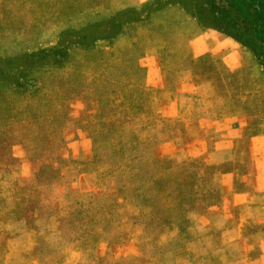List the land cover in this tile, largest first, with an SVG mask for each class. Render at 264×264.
Returning <instances> with one entry per match:
<instances>
[{
	"label": "rangeland",
	"instance_id": "1",
	"mask_svg": "<svg viewBox=\"0 0 264 264\" xmlns=\"http://www.w3.org/2000/svg\"><path fill=\"white\" fill-rule=\"evenodd\" d=\"M13 1L0 0V20L3 7L12 3L6 20L0 22V56L4 58L53 47L62 29L80 30L88 25L86 17L92 9L103 11L104 18L133 9L140 21L124 24L114 40L99 41L90 49H75L60 69L34 72V79L42 81L44 88L30 96L0 87L1 113L16 116L26 106L31 115L62 119L52 121L50 128L58 130L60 139L68 145V160L81 155L74 150H87L88 155L96 156L98 171L113 160L104 142H100L109 133L120 144L130 175L158 174V179L164 177L176 183L177 189L181 183L189 185L187 190L176 192L163 186L158 200L152 186L141 191L146 207L140 212L150 211L158 201V224L137 222L139 210L133 205L125 208L123 225L115 218L109 223L98 216L92 226L93 240L84 245L79 264H138V260L141 264H159L162 258L171 259L176 248L198 255L204 249L192 246L199 238L195 232L170 240L164 235L167 227L176 224L186 230L187 219L195 211L211 219L223 210L238 223L243 198L252 193L264 196V0L203 2L206 9L208 1L213 2L215 16L249 47L222 32L202 27L189 0H150L119 11L112 9L114 0H59L54 3L61 4V11H52L51 24L37 31L31 29L34 17L29 1L20 0L16 5ZM155 12L160 16L158 22L151 20ZM36 14L37 18L45 15ZM183 72L195 85L211 84L215 96L210 107L217 118L236 115L240 139L227 145L236 152L234 164L202 168L204 147L212 150L217 145L204 133L195 141L189 140L185 123L194 118L180 84ZM11 104L17 108H8ZM196 121L204 129V122ZM41 126L17 123L0 137V196H12L15 206L21 195L24 199L33 197L29 217L35 211L64 214L75 198L85 200L87 196L101 201L119 185H99L92 177L79 173L76 164L64 163V151L56 141L39 150L36 146H42ZM176 138H182L188 147L189 156L184 162L164 155L163 145ZM92 139L99 148L91 150ZM156 159L160 163H155ZM45 165H50L55 174L51 181L37 178ZM219 173L231 175L229 188L215 182ZM128 179L126 176L123 180ZM32 189L37 190L35 194ZM77 208L82 211L85 205ZM213 235L215 243L208 248L209 254L225 248L220 233ZM244 240L236 246L235 254L246 253L254 246L248 255L264 264V228L248 221Z\"/></svg>",
	"mask_w": 264,
	"mask_h": 264
},
{
	"label": "trees",
	"instance_id": "2",
	"mask_svg": "<svg viewBox=\"0 0 264 264\" xmlns=\"http://www.w3.org/2000/svg\"><path fill=\"white\" fill-rule=\"evenodd\" d=\"M19 1L20 0H14L13 5L18 4ZM27 1H29L30 8H32L31 14L34 18L32 19L31 29L34 31L39 30L40 27H45L47 24H51V20L54 19L52 11H55L56 13L57 11H61V4L59 3V5H56L54 3L60 2L59 0ZM204 1L206 0L188 1L198 23L204 28L222 32L227 36L232 37L242 45L249 47L250 44L247 41L228 31L224 26V23H222V21L215 16L213 2L208 1L209 8L206 9L205 4L203 5ZM208 4L206 2V5ZM11 5L12 3L3 7V18L0 22H4L6 20L9 13V6ZM34 11H37L40 14L45 13V15L37 18V12ZM94 11L95 10L92 9L86 17V24L88 25L84 26L80 30L62 29V31L58 34L57 41L53 47L43 48L12 58H4L0 56V87L22 95L28 93V96H30L31 94L44 88L42 81L34 79V72L44 68L60 69L64 67L69 59V54L75 49H90L99 41L114 40L122 31L124 24L140 21L137 15L138 12L133 9L121 11L119 14L107 18H104L101 14H97L95 16ZM58 14H60V12ZM99 18H101L102 21ZM99 20L100 22H98ZM25 83L29 84V86H25ZM15 107L16 106L13 104L8 106V108L13 109H15ZM25 107L26 106L21 107V111H18L16 116L10 115L9 113L8 115L2 114V108H0V137L9 133L11 131V127L15 126L17 123H22L26 126L38 125L41 123L40 140L42 142V146H39L40 143L36 146L40 148L39 150L44 149V146H48L51 141H56L58 142V146H61V149L64 151L62 157L64 159V163L68 161L76 164L79 173L92 177L99 185H104L108 188V185H116V182L119 184L118 186L110 189V194L101 201H97L93 197L87 196L85 197V200L83 198H75L73 203H68L67 211L64 214H47L46 212L41 214L39 211H35L29 217L28 210L34 203L33 197L30 196L24 199L23 195H21L22 197H20L22 199L20 198V200L16 202L17 206H15L14 203L12 204V196H0V226L7 227L14 223H27L30 228L35 229L38 233V246L36 252L43 256L53 257V262H55L54 264H61L62 259H64L63 248L73 249L78 255L77 264L80 263V256L84 251V245L91 243L93 240V234H91L92 226L95 224L98 216L109 223L114 221L115 218L120 225H123L125 220V208L128 205H133L139 210L137 215H135L137 222L140 221L144 223L145 221L147 224H158V201L152 206L150 211L140 212L141 209H145L146 207L145 200L141 198L140 194L147 186H152L157 200L158 194L163 189V186H166V188L175 192L176 190H187L189 187V185L181 183L177 189L176 183L171 184L167 182L168 180H165L164 177L158 179V174L151 175L149 177L146 175L140 176L139 173L130 175L131 169L128 166V163H126L120 144L117 143L115 138L110 136L109 133H105L102 141H100L104 142L103 146L109 149L111 152V158L113 159L112 163L106 168L98 171V167L96 166L98 160H96V156L88 155L86 153L87 150L86 152H83V150H80V152L74 150L77 154L81 155H79L75 160H68L71 153L68 145H65V142L60 139L58 130L54 131L50 128V123L58 119V117L31 115V113L29 114V111H26L28 108L25 109ZM142 113L147 114V112ZM92 142L93 147L91 150H94L95 147L99 148L95 140ZM167 159L172 160L170 158ZM158 162V159H156L155 163ZM65 165L66 164H64V166ZM163 165H166V162H164ZM203 166H205V168H209V166L205 164L202 165V168ZM54 175L55 174L52 172L51 166L45 165L38 172L37 178H44L51 181ZM126 176L129 178L128 182L123 180ZM23 190L25 189L20 188V191ZM30 191L35 194L37 190L32 189ZM83 204L85 205V208L82 211H79L77 206H82ZM195 213L198 212H192V216L188 217V226L186 230L179 225L171 224L167 227V232L164 235H167V238L170 240H176L180 236H186L195 226L193 218V214ZM198 215H200V213H198ZM66 226H68V228H66ZM53 231H55L57 235L59 234L61 243L60 249L50 248L48 241L43 234V232H45L50 236ZM196 234L198 235V233ZM9 236L8 232L1 229L0 239L6 240ZM198 236L201 242H197V245L201 249H204V245L202 243L203 240H201L202 236ZM119 238L121 237H117L118 240ZM2 247L3 246L0 247V251H2ZM206 249L207 248L205 247L204 252ZM172 251L174 252L172 258L167 260L162 258L159 264H169L174 256L187 255L191 253L185 250V248H176ZM137 263L141 264L142 261L138 260Z\"/></svg>",
	"mask_w": 264,
	"mask_h": 264
},
{
	"label": "crops",
	"instance_id": "3",
	"mask_svg": "<svg viewBox=\"0 0 264 264\" xmlns=\"http://www.w3.org/2000/svg\"><path fill=\"white\" fill-rule=\"evenodd\" d=\"M148 1L150 0H114L112 9L115 8L113 11H119L127 7H138ZM99 13L105 16L103 11H94L95 16ZM151 20L160 21L158 12L151 15ZM179 78L181 88L186 95V105L190 109V115L194 118L193 121L185 123L189 140L195 141V137L204 133V136L210 137L209 139L214 141L213 144L217 145L212 150H207V145L204 147L203 163L207 166L217 167L234 164L237 160L236 152L227 145L240 139L236 126V115L228 114L223 118H217L216 113L210 107L215 96L211 84L195 85L194 81L189 79L188 73L185 72ZM224 102L227 103L225 100ZM224 102L222 101L223 104ZM196 120L204 122V129L200 128L199 122ZM163 146L164 155L167 158L177 162H184L188 159V147L184 145L182 138H176ZM215 182L222 187L229 188L232 185V177L227 173H219L215 177ZM239 212L238 223L232 222L230 216L226 215L223 210L218 211L211 219L203 218L198 213L193 214L195 226L192 231L202 236L204 249L205 247L207 249L198 255L190 253L174 256L169 264H204L206 260L209 261V264H262L261 259L248 255L250 251L254 250V246L248 247L246 253L235 254V252L236 246L240 245L242 241H246L244 240V228L248 221H253L254 224L264 228V196L252 193L244 197L240 202ZM1 229L8 232L10 236L6 240L0 239V247L3 246L0 251V264L55 263L53 257L43 256L36 252L38 233L27 223H14L7 227L0 226V231ZM214 232L220 233V242L224 244L225 248L209 254L207 253L208 248L215 243ZM43 234L50 248H61L59 234L57 235L55 231L50 236L45 232ZM197 242H201L199 238ZM196 245L192 244V246ZM62 250L64 259L61 264H77L78 255L73 249L63 248Z\"/></svg>",
	"mask_w": 264,
	"mask_h": 264
}]
</instances>
